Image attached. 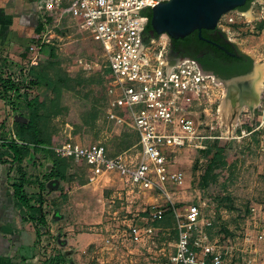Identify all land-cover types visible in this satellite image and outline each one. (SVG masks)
I'll return each mask as SVG.
<instances>
[{
    "label": "rangeland",
    "instance_id": "rangeland-1",
    "mask_svg": "<svg viewBox=\"0 0 264 264\" xmlns=\"http://www.w3.org/2000/svg\"><path fill=\"white\" fill-rule=\"evenodd\" d=\"M247 10L236 11L243 13L244 16L238 15L235 11L231 12V16L235 18L234 25L224 33L240 53L250 56L253 61L256 74L254 79L256 83L253 82V87L257 90V102L253 110L247 106L240 107L236 116L228 121L221 116L219 124H216L215 116L206 118L207 124L213 123L206 134L217 133L227 137L223 140L229 143L227 155L231 157V162L219 171L216 182L207 188L201 186L199 169L206 162V158L199 152L186 149L175 150L167 155L169 169L184 175L183 183L165 186L169 199L151 189L132 190L126 187L115 173L103 174L89 182V169L83 163L73 162L74 167L80 172L79 175H85L90 186L76 190L74 183L68 184L69 189L71 186L74 191L71 199L72 202L78 199L79 207L84 208L86 212L74 213L68 210L70 202L68 197L64 199L63 196H57L56 200L60 201L47 202L46 210L49 213L47 211L45 215L51 216L44 227L39 228L42 236L40 250H37L36 256L29 258L30 260L34 259L35 264H41L49 259H54L57 264H168L177 241L172 223L175 222L176 216L182 217L188 207L197 205L201 225L210 223L208 227L203 226L210 243L216 250L225 254L224 264H264V69L262 70L264 32L255 30V24L264 21V0H255ZM53 27L52 25L50 29ZM63 27L53 29L52 32L56 35L52 39L53 44L40 52L37 65L29 66L26 63L29 55L25 50L28 57L24 54L25 57L19 64L22 69L4 75L5 79L11 77L10 81L20 87L18 95L6 94L8 107L12 106L14 109V119H21L26 113L25 104L29 99L34 96L48 99L52 97L46 82L36 78L38 72L49 61H53L48 48L52 47L56 50L57 56L54 60L60 63L61 68L65 69L74 81L81 82L79 85L73 82L74 89L63 94L62 103L68 112L64 118L66 124L60 132L62 138L71 135L72 123H80L93 108H98L99 116L94 125L86 127L75 137L77 141L73 137L71 139L82 145L100 142L105 144L109 155L114 156V153L122 150L121 135L125 129L114 127L102 116L101 109L105 104L104 83L107 75L102 50L91 34L77 33L72 29L64 30ZM84 62L94 63L97 67L87 72L83 68ZM90 80L94 83L89 84ZM259 81L261 86L257 88ZM223 88L224 101L237 104L239 97L245 96L235 85L227 84L223 85ZM257 120L258 124L252 133H247L242 127L247 121L254 123ZM45 155L47 160L52 162L51 153L48 151ZM40 165L43 166L42 170L38 171L35 166L34 170L32 168L29 171L30 177L36 178L37 181L41 179L37 176L38 172L40 176L48 173L45 162H40ZM33 179L31 183H34ZM62 186L63 184L57 180L55 189H61ZM55 189L51 191H56ZM46 196L55 199V195L52 196L50 192ZM51 206L59 208L61 213L53 216L50 213ZM152 207H161L164 210V218L170 219V225L149 221L148 213L152 211ZM107 210L111 213H107ZM126 211L131 213L129 218L134 216L135 223L141 230H151L144 233L142 240L137 243H116L119 241L116 240L117 236L120 237L123 229L121 225ZM110 223L114 225L118 223V226H114L113 231L106 230ZM117 230L120 232H116ZM111 235L115 236L113 238L115 244L108 249L104 240Z\"/></svg>",
    "mask_w": 264,
    "mask_h": 264
},
{
    "label": "built area",
    "instance_id": "built-area-1",
    "mask_svg": "<svg viewBox=\"0 0 264 264\" xmlns=\"http://www.w3.org/2000/svg\"><path fill=\"white\" fill-rule=\"evenodd\" d=\"M168 1L41 0L36 12L42 30L26 48L28 64L35 66L41 49L53 44L54 28L64 26V30L86 32L96 39L108 70L102 116L114 127L135 132L137 144L111 156L100 142L82 145L68 135L65 142L51 151L59 158L83 163L89 169V182L103 174L115 173L126 187L151 189L167 199L165 186L184 182L183 173L169 169L167 155L179 149L203 151L209 143L227 138L217 133L206 134L213 123L205 121L208 116H215L216 124H219L223 85L213 75L204 73L193 59L171 61L167 35L143 39L150 10ZM234 22L235 18L226 14L219 20L217 28L227 32ZM52 25L54 27L50 29ZM96 67L94 63L84 62L83 68L90 72ZM125 214L116 243H137L151 230H141L134 216L129 218V211ZM163 216L161 207H152L148 220L157 222ZM203 226L208 227L210 223L201 225L197 205L188 207L182 217L176 216L177 241L168 264H224L225 254L210 243ZM114 237L111 235L104 240L106 248L115 244Z\"/></svg>",
    "mask_w": 264,
    "mask_h": 264
},
{
    "label": "trees",
    "instance_id": "trees-1",
    "mask_svg": "<svg viewBox=\"0 0 264 264\" xmlns=\"http://www.w3.org/2000/svg\"><path fill=\"white\" fill-rule=\"evenodd\" d=\"M253 0H246V4L243 8L239 9L245 11L251 5ZM149 14V12H148ZM150 15V14H149ZM151 27L148 23L146 31H150ZM42 30L40 24L33 40L39 37ZM255 30L257 32H264V21H259L255 24ZM221 32V31H220ZM224 34V33H223ZM202 37H206V32L202 30ZM194 38L198 41V32L195 31L185 39ZM181 40V39H178ZM175 42V40H170ZM47 47L44 46L41 49ZM50 51V57L53 61H49L45 67H43L37 74L36 78L39 81H45L47 88L49 89L52 97L50 99L42 96H34L29 99L26 106V113L21 117H25L26 121L17 120L12 127V136L9 139H0L2 143L0 147H3L11 155V165L16 166V171L20 172L21 164L24 159L29 157L30 154H37L39 152H50L52 156V168L48 171L47 175H43L45 180L55 179L63 184L61 189L56 191H50V194H54L56 197L65 196L69 191L68 184L74 183L76 187L84 186L88 183L83 175H79V170L73 165L72 159L59 158L54 155L51 148L65 142L67 139H63L61 136L62 127L66 124L64 118L68 112V109L62 103V97L65 92L72 91L74 89L73 82L80 84L71 78L65 69L61 68L59 62L54 60L57 58L55 49L48 47ZM108 75V70H106ZM100 82V81H99ZM93 80L89 81V84H93ZM20 87L18 84H14L10 81V78L3 79L0 77V97L8 102V96L6 94L15 93L19 94ZM6 95V96H5ZM11 103V102H10ZM105 105V104H104ZM104 106L102 107V109ZM101 109V112L103 111ZM14 110V109H13ZM99 116V109H92L91 113L81 119L80 123H72V131L70 137L79 136L86 127L94 125L97 117ZM258 121L254 123L247 121L243 123L242 127L247 133H252L254 127L257 126ZM240 133V130H238ZM122 147H129L131 144L136 143L138 138L134 135L122 134ZM228 141L223 139L215 140L208 144L207 148L203 151H199L206 158V162L199 169V181L203 188L209 187L216 182L219 175V171L231 162V157L227 155ZM23 179H17L12 185L13 199L16 206L21 209L20 215L24 223L31 222L34 224L35 234L37 238L41 236L39 228L44 227L46 221L44 219L45 213H42L43 200L41 198H33L28 196L23 191ZM22 209H25L22 210ZM172 216V213L170 214ZM166 225H170V219H165L164 216L160 221ZM172 228L176 232L175 222L172 223ZM177 236V232H176ZM41 264H57L54 259H49Z\"/></svg>",
    "mask_w": 264,
    "mask_h": 264
},
{
    "label": "crops",
    "instance_id": "crops-1",
    "mask_svg": "<svg viewBox=\"0 0 264 264\" xmlns=\"http://www.w3.org/2000/svg\"><path fill=\"white\" fill-rule=\"evenodd\" d=\"M40 1L41 0H0V77L3 79H5L4 75H10L12 72L15 73V71L18 72L20 68L22 69L19 64L22 63L26 55L25 50L31 40H33V35L37 27L41 24L36 12V6ZM23 51L24 53H22ZM26 63H28V60H26ZM14 117L12 106L9 108L7 102L0 97V139H9L12 136V127L15 120L26 121L24 117H21V119H14ZM124 129V134L137 137L135 132L128 128ZM74 139L77 141V138ZM1 143L2 140H0V144ZM136 144L137 142L131 144L129 147H122V150L118 153H114V155L131 149L135 147ZM10 162L11 155L3 147H0V264H35V260H30L29 258H34L36 256V251L40 250L39 245L42 236L37 238L33 223L23 222L20 215L21 209L16 206L13 199L11 185L19 178L23 179L24 193L33 198H41L43 200L41 210L42 213H46L48 211L46 210L47 202L55 203L60 201L58 199L56 200V196L55 199H50L51 197L46 196L51 190L57 187V180H45L43 176L39 175L40 172L37 174L38 178H41L39 181H37L36 178L33 179L30 177L31 173L29 171L32 168V170H34L35 166L38 168V171L42 170L43 166L40 165V162H45L47 171H50L52 168V162L47 160L44 152H39L35 154V156L30 154L20 165V172L16 171V166H12ZM32 179L34 183H31ZM88 186L90 185L86 184L81 187L75 186V189H83ZM73 194L74 191L70 186V191L63 196L64 199L68 197V201H70L67 209H70V211L74 213L86 212L84 208L79 207L80 202L78 199L72 202L73 199H71V196H73ZM52 196H54L53 193ZM126 196H128V193H126ZM126 200H128V198H126ZM126 209L128 210L127 207ZM22 210L25 211V209ZM110 211L107 210V213H111ZM59 212L61 213L59 208L52 207L50 213H52L53 216H57L56 213ZM47 213H49V211ZM50 216L48 214L44 216L46 222H48ZM110 219L111 218H109V220ZM114 226H118V223L117 225L110 223L106 227L108 228L106 230L113 231V228H115ZM116 232L120 231L117 230Z\"/></svg>",
    "mask_w": 264,
    "mask_h": 264
},
{
    "label": "water",
    "instance_id": "water-1",
    "mask_svg": "<svg viewBox=\"0 0 264 264\" xmlns=\"http://www.w3.org/2000/svg\"><path fill=\"white\" fill-rule=\"evenodd\" d=\"M246 0H170L168 2L157 4L150 10V31L143 34L144 41L155 36L167 35L170 40L183 39L193 32L197 31L201 38L202 30H216L219 20L226 14L243 8ZM248 11V10H245ZM255 67L250 75L241 77L230 82L232 86L249 81L250 83L256 77ZM222 85H227L219 81ZM239 97L238 103L241 107L250 105L253 110L257 99V92L251 86V89ZM248 96V97H247ZM251 99V103L246 101Z\"/></svg>",
    "mask_w": 264,
    "mask_h": 264
},
{
    "label": "flooded vegetation",
    "instance_id": "flooded-vegetation-1",
    "mask_svg": "<svg viewBox=\"0 0 264 264\" xmlns=\"http://www.w3.org/2000/svg\"><path fill=\"white\" fill-rule=\"evenodd\" d=\"M254 2L255 0L252 4ZM204 31L207 36H201V38L198 36V41L194 38L185 39L186 37L181 40L177 39L174 43L170 41L169 59L173 62L184 58L193 59L204 73L229 84L235 79L251 74L253 70L251 57L240 53L226 38L225 33L220 32L218 28ZM251 86H253L252 82L249 81L235 85L236 89L243 94H246Z\"/></svg>",
    "mask_w": 264,
    "mask_h": 264
},
{
    "label": "bare ground",
    "instance_id": "bare-ground-1",
    "mask_svg": "<svg viewBox=\"0 0 264 264\" xmlns=\"http://www.w3.org/2000/svg\"><path fill=\"white\" fill-rule=\"evenodd\" d=\"M264 69V65L262 66V70ZM261 86V82L259 81L258 83V87L259 88ZM257 92V90H255ZM225 97V95H224ZM224 97L222 100V103L220 104L219 107V113L222 116L223 119H225V121H228L230 118L236 116V114L239 112L241 104L240 103H231L230 101H224ZM237 99V98H235ZM249 101H246L247 104L251 103V99H248ZM257 102V101H256ZM247 107H252L250 105H245ZM254 106V105H253Z\"/></svg>",
    "mask_w": 264,
    "mask_h": 264
}]
</instances>
